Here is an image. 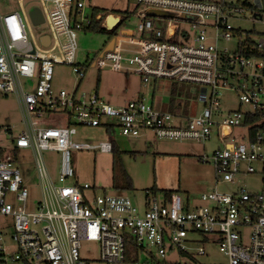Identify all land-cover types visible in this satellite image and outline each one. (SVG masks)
<instances>
[{"label":"built area","instance_id":"built-area-1","mask_svg":"<svg viewBox=\"0 0 264 264\" xmlns=\"http://www.w3.org/2000/svg\"><path fill=\"white\" fill-rule=\"evenodd\" d=\"M21 1L20 10L0 13V93L14 95L22 116L19 129L0 125V216L7 222L0 227V264H87L79 251L91 242L105 264H201L206 244L217 245L227 264H264V189L250 192L236 184L240 176L259 175L264 185V131L252 132L259 121L244 124L247 115L264 108V60L245 57L239 44L234 55L217 46L219 38H232L229 19L245 11L247 0H132L139 8L133 14L94 10V15L84 14L85 0H39L42 22L51 29L44 34L45 46L44 35L37 43L30 39ZM151 9L161 13L150 15ZM130 16L136 25L121 27ZM110 17L116 22L108 28ZM179 23L194 29L193 37ZM93 25L114 32L112 47L85 66L73 65L77 32ZM254 49H264L260 40ZM58 64L74 66V88L53 87ZM83 67L137 75L145 84L154 78L200 85L203 108L187 117L156 109L143 96L110 104L96 90L79 89ZM223 90L234 92L240 107L217 121L213 115ZM242 105L252 111L242 112ZM59 113L64 126H45ZM76 125L136 138L151 132L158 139L202 142L216 126L224 144L203 159L212 160L216 184L234 189L204 193V204L193 209L175 192L148 193L142 209L124 194L86 196L88 184L67 183L74 176L70 149L110 153L113 144L72 142ZM235 128L244 129L242 141ZM26 151L34 158L40 193L33 206L18 161ZM43 151L58 153V183ZM192 242L202 246L191 247ZM170 254L186 261L168 262Z\"/></svg>","mask_w":264,"mask_h":264},{"label":"rangeland","instance_id":"rangeland-1","mask_svg":"<svg viewBox=\"0 0 264 264\" xmlns=\"http://www.w3.org/2000/svg\"><path fill=\"white\" fill-rule=\"evenodd\" d=\"M22 6L26 13V28L30 39L35 43L38 37L51 34L47 22L35 24L29 17L32 8L40 7L39 0H22ZM84 14L94 15L93 11H111L115 14L127 12L133 14L139 8L132 0H85ZM262 8L257 14L261 18L254 17L256 12L245 6L243 13L234 15L229 19L233 30L232 38L224 40L219 38L217 46L219 51L227 50V54L234 55L238 50V44L248 34L254 42L264 39V0H261ZM19 0H0V13L5 14L20 10ZM137 18L130 16L122 22L121 27H133ZM181 28L188 31L193 37L195 30L188 25ZM114 32L99 30H81L77 32V50L73 58V65L85 66L92 59L95 60L105 44L111 40ZM180 42H190L178 38ZM60 43L64 42V36L59 35ZM52 53L58 55V50ZM73 65L58 64L54 66L52 85L55 89H72L76 85L77 78L73 72ZM85 76L81 80L80 90H96L98 95L106 102L113 105H122L130 100L143 96L147 103H151L161 111L180 113L187 117L200 113L203 103L199 100L201 86L179 82L172 79H150L143 83L137 75L125 74L111 70L83 67ZM219 98L218 114L213 119L221 121L232 111L240 107L237 95L232 91H221ZM241 111H252L248 106H241ZM178 111V112H177ZM19 104L13 94L0 93V125L13 126L19 129L21 120ZM64 115L54 114L45 123L48 127L64 126ZM234 135L237 141H242L244 129L235 128ZM72 142L97 144L110 141L118 154L113 152H101L99 149L87 150L82 148L70 149L73 177L67 181L69 184H88L89 190H83L84 195L124 194L140 209L149 193L147 190L155 186L159 192L166 190L180 194L183 203H187L190 209L202 206L201 195L217 190L230 192L234 184L215 183V169L211 159L204 161V156L211 157L213 151L222 147L224 142L219 139L218 130L213 126L209 137L204 141L199 140H167L158 139L151 132L145 137L124 136L117 130L105 131L103 127H87L76 125V133L71 138ZM115 156V159H114ZM119 157V159H118ZM202 158V159H201ZM45 165L56 183H58L59 157L54 151H43ZM22 176L30 193V206L39 200L38 178L35 170L34 158L30 151L18 160ZM113 161L114 169H113ZM113 170L115 181L113 180ZM124 173H127L132 182V188L126 187ZM236 184L245 187L250 192H258L264 189L259 175H244L236 179ZM7 222L0 216V227ZM11 228L9 229V231ZM191 247L202 246L200 243H190ZM206 251L204 257L199 258L201 264H227L226 257L219 252L217 245H203ZM81 259L87 264H105L99 260L97 243H83L79 251ZM168 262H184V258L176 254H170Z\"/></svg>","mask_w":264,"mask_h":264},{"label":"trees","instance_id":"trees-1","mask_svg":"<svg viewBox=\"0 0 264 264\" xmlns=\"http://www.w3.org/2000/svg\"><path fill=\"white\" fill-rule=\"evenodd\" d=\"M253 1L254 0L245 1L244 2V6H246L249 9L255 10L256 12L254 14H257L259 9L254 5ZM88 30L104 31V29L102 27L98 26V25H93V26L89 27ZM256 44H257V42L252 41L250 39L249 35L247 34L245 39L239 42L240 53L245 55V57H248V58H261V59L264 60V49L259 50V51L254 49ZM255 121H259V123L254 126V128L252 129V132H256L258 130H263L264 131V108L257 109L254 114L247 115L246 118H245L244 124L247 125V124H250L251 122H255ZM112 152H113V154L115 156H116V154H118L114 145H113V148H112ZM115 156H114V159H115ZM118 159H119V157H118ZM114 164H115V162L113 161V169H114ZM124 176H125V181H126V187L131 189L132 188V182H131L130 177L128 176L127 173H124ZM113 180L115 181L114 170H113ZM147 191L149 193H152V194L163 193L167 197H169L170 194L173 193L171 191H166V190H163V191L159 192V190L155 186H153L152 188H150Z\"/></svg>","mask_w":264,"mask_h":264},{"label":"water","instance_id":"water-1","mask_svg":"<svg viewBox=\"0 0 264 264\" xmlns=\"http://www.w3.org/2000/svg\"><path fill=\"white\" fill-rule=\"evenodd\" d=\"M253 3L258 9L262 8L261 0H254ZM157 13H161V12L153 10V9L149 10L150 15H156ZM253 16L258 17V18L260 17L258 14H253ZM30 17L35 24L41 23L43 21L41 12L38 8H32L30 10ZM111 21H112V18L111 17L108 18V20H107V27L108 28H111V25H110ZM40 42L43 46L47 45V43L49 42V37L47 35L41 36ZM260 42L262 43V45L264 47V39H260ZM112 44H113V39H111L106 44V46L103 48V51L111 49Z\"/></svg>","mask_w":264,"mask_h":264},{"label":"bare ground","instance_id":"bare-ground-1","mask_svg":"<svg viewBox=\"0 0 264 264\" xmlns=\"http://www.w3.org/2000/svg\"><path fill=\"white\" fill-rule=\"evenodd\" d=\"M115 22L116 20H112L110 25L113 26Z\"/></svg>","mask_w":264,"mask_h":264}]
</instances>
